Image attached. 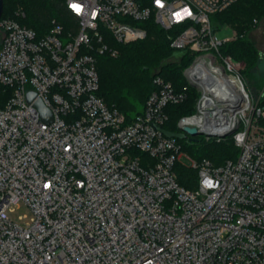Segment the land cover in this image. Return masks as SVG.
Segmentation results:
<instances>
[{"label":"built area","instance_id":"1","mask_svg":"<svg viewBox=\"0 0 264 264\" xmlns=\"http://www.w3.org/2000/svg\"><path fill=\"white\" fill-rule=\"evenodd\" d=\"M238 1L66 0L71 21L45 33L0 18V264H264V107L221 51L236 34L220 40L211 21ZM148 22L194 59L186 88L156 76L128 121L98 95V57L146 39ZM189 89L195 112L178 128L239 150L221 166L190 159L195 190L178 183L182 146L159 130Z\"/></svg>","mask_w":264,"mask_h":264},{"label":"trees","instance_id":"2","mask_svg":"<svg viewBox=\"0 0 264 264\" xmlns=\"http://www.w3.org/2000/svg\"><path fill=\"white\" fill-rule=\"evenodd\" d=\"M20 12L25 14L24 18L18 16ZM3 18H16L22 25L39 33H45L53 20L65 26L71 21L66 0H4ZM211 21L215 31L224 25L234 29L238 37L225 44L221 51L241 65L248 89L264 93V75L259 71L264 59L248 38L264 21V0H239L226 11L213 15ZM142 26L147 30L146 39L130 45H118V57L99 56L97 62L100 76L98 95L109 108L122 112L128 121L143 111L147 99L156 89V76L170 81L178 90L186 88L184 71L194 59L188 52L175 51L168 38L170 33L155 23L148 22ZM173 57L179 61L164 65L165 61ZM160 66L161 72L153 73ZM197 96L195 90L189 89L188 100L183 105L169 107L167 111L170 119L164 129L179 132L178 121L195 112ZM260 105L264 107V96ZM177 140L183 149L201 160L211 161L215 166H221L228 160H237L239 156V150L231 139L228 143H192L187 146L182 140ZM175 172L182 187L189 190L197 188L196 170L180 162L176 164Z\"/></svg>","mask_w":264,"mask_h":264},{"label":"rangeland","instance_id":"3","mask_svg":"<svg viewBox=\"0 0 264 264\" xmlns=\"http://www.w3.org/2000/svg\"><path fill=\"white\" fill-rule=\"evenodd\" d=\"M215 34L217 36V38H219L220 40H232L235 37V31L234 29L229 26V25H224L223 27H221L220 29L215 31ZM236 37H238V35L236 34ZM248 38L253 42V44L257 47V49L259 50L262 58L264 59V21L262 23H260L249 35ZM177 61H179L176 58H172L170 60L165 61L164 65L169 64V63H176ZM263 65L260 68V73L262 75H264V60H263ZM161 72V66L159 68L154 69L153 73H159ZM251 94L253 95V97L255 98V100L257 102L260 103L261 98L264 96L263 92H259L256 89H251L249 88ZM178 126V124H177ZM183 144L185 146H187L188 144H192V143H197V144H208V143H228V140H222V141H217L214 139H207L205 136L200 135L198 137H196V141L191 142L189 141V139H183ZM183 159L181 161V163L185 164V165H189L190 164V159L192 160H196L199 161L201 160L199 157H196L194 155H192L189 151H187L185 148L183 149ZM224 164V163H223ZM222 164V165H223ZM27 210L26 208H18L15 210V212L12 214V217L17 220L19 222L20 225L22 226H26L29 222H30V217L28 218H22L23 216L27 215ZM22 218V219H20Z\"/></svg>","mask_w":264,"mask_h":264},{"label":"water","instance_id":"4","mask_svg":"<svg viewBox=\"0 0 264 264\" xmlns=\"http://www.w3.org/2000/svg\"><path fill=\"white\" fill-rule=\"evenodd\" d=\"M4 14V0H0V18ZM36 95L34 93H30L28 95L29 103H33L35 101ZM35 106L40 110L41 116L46 123L52 122V115L50 111L44 106V104L38 100L35 102ZM159 130L168 138H175L179 140L187 139L190 136L189 141H196V137L202 135V133L196 128L189 127H179V132H170L162 127H159Z\"/></svg>","mask_w":264,"mask_h":264},{"label":"clouds","instance_id":"5","mask_svg":"<svg viewBox=\"0 0 264 264\" xmlns=\"http://www.w3.org/2000/svg\"><path fill=\"white\" fill-rule=\"evenodd\" d=\"M71 7L76 11V13H80L81 6H79L77 4H72ZM206 185L211 187L212 186V182L211 181H206Z\"/></svg>","mask_w":264,"mask_h":264}]
</instances>
